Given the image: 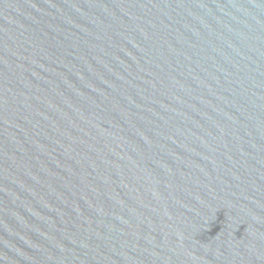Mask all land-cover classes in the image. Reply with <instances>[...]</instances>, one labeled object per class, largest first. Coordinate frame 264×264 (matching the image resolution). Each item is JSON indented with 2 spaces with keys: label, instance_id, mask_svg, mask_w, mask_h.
I'll return each instance as SVG.
<instances>
[{
  "label": "water",
  "instance_id": "1",
  "mask_svg": "<svg viewBox=\"0 0 264 264\" xmlns=\"http://www.w3.org/2000/svg\"><path fill=\"white\" fill-rule=\"evenodd\" d=\"M0 264H264V0H0Z\"/></svg>",
  "mask_w": 264,
  "mask_h": 264
}]
</instances>
